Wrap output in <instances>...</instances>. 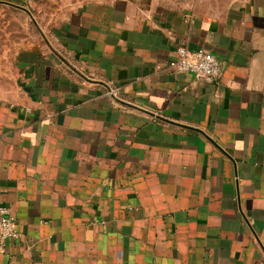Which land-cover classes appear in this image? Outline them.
I'll use <instances>...</instances> for the list:
<instances>
[{
  "label": "crops",
  "instance_id": "1",
  "mask_svg": "<svg viewBox=\"0 0 264 264\" xmlns=\"http://www.w3.org/2000/svg\"><path fill=\"white\" fill-rule=\"evenodd\" d=\"M0 19L20 231L0 264H264V0H0ZM182 44L221 74L173 70Z\"/></svg>",
  "mask_w": 264,
  "mask_h": 264
},
{
  "label": "built area",
  "instance_id": "2",
  "mask_svg": "<svg viewBox=\"0 0 264 264\" xmlns=\"http://www.w3.org/2000/svg\"><path fill=\"white\" fill-rule=\"evenodd\" d=\"M169 66L178 72H191L199 78L218 77L222 72L221 62L211 51L203 47L189 49L183 44L176 48ZM19 236L20 231L12 209L0 204V252L4 250L7 240Z\"/></svg>",
  "mask_w": 264,
  "mask_h": 264
},
{
  "label": "rangeland",
  "instance_id": "3",
  "mask_svg": "<svg viewBox=\"0 0 264 264\" xmlns=\"http://www.w3.org/2000/svg\"><path fill=\"white\" fill-rule=\"evenodd\" d=\"M7 21V20H6ZM6 21H4L5 22V24L7 23ZM12 23V22H11ZM14 26L16 27L17 26V21L16 20H14ZM4 25H3V22H2V19H0V30H1V27H3Z\"/></svg>",
  "mask_w": 264,
  "mask_h": 264
}]
</instances>
